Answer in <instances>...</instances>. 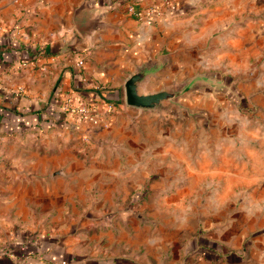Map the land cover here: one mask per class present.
<instances>
[{"label":"crops","instance_id":"1","mask_svg":"<svg viewBox=\"0 0 264 264\" xmlns=\"http://www.w3.org/2000/svg\"><path fill=\"white\" fill-rule=\"evenodd\" d=\"M46 1L0 0V264H264V0ZM162 52L147 91L202 62L234 92L112 110Z\"/></svg>","mask_w":264,"mask_h":264},{"label":"water","instance_id":"2","mask_svg":"<svg viewBox=\"0 0 264 264\" xmlns=\"http://www.w3.org/2000/svg\"><path fill=\"white\" fill-rule=\"evenodd\" d=\"M167 59L168 56L162 52L157 55L156 60H147L136 65L124 80V100L126 104L141 110L155 111L160 115L177 109L179 112L185 110L193 115L195 112L181 100L189 93L203 87L234 92V85L231 82L209 73H197L183 81L147 91V82L152 75L162 69Z\"/></svg>","mask_w":264,"mask_h":264},{"label":"rangeland","instance_id":"3","mask_svg":"<svg viewBox=\"0 0 264 264\" xmlns=\"http://www.w3.org/2000/svg\"><path fill=\"white\" fill-rule=\"evenodd\" d=\"M116 2H125V4H127L129 1L131 0H115ZM178 1V0H177ZM39 2V5L42 6V5H46L48 2L46 0H38ZM160 2H162V0H160ZM156 4L157 5V2L156 0L150 4ZM163 3V2H162ZM148 4V5H150ZM27 6H25L24 8H26ZM162 8V7H161ZM160 9V8H159ZM177 11V10H176ZM178 13V12H177ZM220 66L221 69L223 67V65H217V67ZM205 67H208L207 64H202L201 62V65L198 66L197 68L195 69H192V67L190 66L189 63H184L183 66H181L179 69L178 68H175L174 70H169L167 72H165V74H163V76L154 84V85H149V87L151 88H160L164 85H167V84H172L176 81H180L182 79H185L187 78L188 76L194 74L197 72V70H202L204 69ZM174 68V67H172ZM218 70V69H217ZM223 73H225V70L222 71ZM217 73L219 74H222L220 72V68L219 70L217 71ZM196 95L195 94H189L188 96L182 98L181 100L185 103V104H194L195 102V97ZM205 104L203 101L201 103V105ZM189 105V104H188ZM173 112V111H172ZM176 113H179V114H182V115H188V112L183 110V112H179V110H175ZM171 113V112H170Z\"/></svg>","mask_w":264,"mask_h":264},{"label":"built area","instance_id":"4","mask_svg":"<svg viewBox=\"0 0 264 264\" xmlns=\"http://www.w3.org/2000/svg\"><path fill=\"white\" fill-rule=\"evenodd\" d=\"M164 5L170 7L173 10L178 9V1L177 0H162ZM127 9L130 13L135 14L136 17L140 20L151 22L157 18V16L160 15V9L159 7L154 3L147 5L145 7V13L141 14V12L138 10V7L136 5V0H131L127 3ZM84 60L79 59L78 64H82ZM68 107L72 108L73 110H80V113L86 117L95 120L98 122L97 117L92 115V112H90V109L88 107L82 106L80 109L78 107H74L72 105H68Z\"/></svg>","mask_w":264,"mask_h":264},{"label":"trees","instance_id":"5","mask_svg":"<svg viewBox=\"0 0 264 264\" xmlns=\"http://www.w3.org/2000/svg\"><path fill=\"white\" fill-rule=\"evenodd\" d=\"M121 3H123V2H121ZM48 53H47V51H46V49L45 48H40L39 50H37L36 52H35V54H34V58H35V60H38L39 58H42L44 55H47ZM2 57V55H0V68L3 66L1 63L2 62H4V60H3V58H1ZM80 59H82V60H84V57H82V58H80ZM83 90V89H82ZM120 98L121 99H117V100H114L112 103H111V109L112 110H115L116 109V106H118V104L120 103V101L119 100H122L123 99V96H124V94H123V87H120ZM100 96H103L102 95V93H100L99 94ZM89 107L91 106V105H88ZM90 109H91V107H90Z\"/></svg>","mask_w":264,"mask_h":264}]
</instances>
